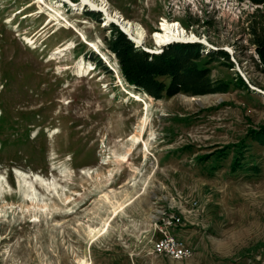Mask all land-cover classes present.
Segmentation results:
<instances>
[{"label": "rangeland", "instance_id": "1", "mask_svg": "<svg viewBox=\"0 0 264 264\" xmlns=\"http://www.w3.org/2000/svg\"><path fill=\"white\" fill-rule=\"evenodd\" d=\"M42 1L41 16L38 0H0V264H264V64L251 27L264 2L105 0L148 53L201 44L227 88L156 99L107 49L123 27L81 0ZM165 20L194 40L158 44ZM221 50L231 61L210 55ZM165 233L192 256L153 254Z\"/></svg>", "mask_w": 264, "mask_h": 264}, {"label": "trees", "instance_id": "2", "mask_svg": "<svg viewBox=\"0 0 264 264\" xmlns=\"http://www.w3.org/2000/svg\"><path fill=\"white\" fill-rule=\"evenodd\" d=\"M258 14H262L261 20L253 23L251 27L254 44L264 64V7ZM114 28V33L105 38L107 48L115 55L126 81L151 97L162 99L180 93L204 96L226 91L227 88L222 82L212 79L211 69L201 65V44H176L164 49L160 54H151L139 48L116 26ZM210 55L214 59L231 61L229 53L224 50ZM94 60L97 65L109 69L98 55ZM109 71L111 72L110 69Z\"/></svg>", "mask_w": 264, "mask_h": 264}, {"label": "bare ground", "instance_id": "3", "mask_svg": "<svg viewBox=\"0 0 264 264\" xmlns=\"http://www.w3.org/2000/svg\"><path fill=\"white\" fill-rule=\"evenodd\" d=\"M38 2L40 3L39 12H44V8L42 5L44 4L42 3L43 1L38 0ZM81 5H85V6L89 5L92 8L102 10L105 15L104 19H106L107 21L105 22V24L110 23V22H116L119 26L123 27L124 30L127 31L137 42L141 43V41H143L142 38H144L143 37L144 34L142 33V31H140L138 28H135L134 25L130 21L126 20V18L121 15L120 12L112 11L107 1L102 0L101 2H97L96 0H81ZM53 14H59V13L54 12L52 8H50V13H49L50 19L48 20V22L51 20L59 21V19ZM161 25L163 26V28L159 32H157V34L155 35L157 38L158 44L160 45H163L164 43H168L171 40H178V41L194 40L190 34L185 32L184 29L179 26L178 23H175V22L172 23V22L165 20L163 21ZM67 48L68 46L66 48H63L62 50H67ZM36 177L39 178L38 176Z\"/></svg>", "mask_w": 264, "mask_h": 264}, {"label": "built area", "instance_id": "4", "mask_svg": "<svg viewBox=\"0 0 264 264\" xmlns=\"http://www.w3.org/2000/svg\"><path fill=\"white\" fill-rule=\"evenodd\" d=\"M152 253L155 255L164 254L171 258L182 260L191 257L193 249L172 236V234L165 233L164 237L155 243Z\"/></svg>", "mask_w": 264, "mask_h": 264}, {"label": "water", "instance_id": "5", "mask_svg": "<svg viewBox=\"0 0 264 264\" xmlns=\"http://www.w3.org/2000/svg\"><path fill=\"white\" fill-rule=\"evenodd\" d=\"M125 33H128L127 31L123 30Z\"/></svg>", "mask_w": 264, "mask_h": 264}]
</instances>
